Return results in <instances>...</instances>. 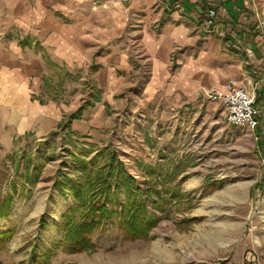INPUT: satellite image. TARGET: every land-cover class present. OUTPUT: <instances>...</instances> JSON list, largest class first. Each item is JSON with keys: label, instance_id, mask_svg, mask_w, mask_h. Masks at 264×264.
Masks as SVG:
<instances>
[{"label": "rangeland", "instance_id": "rangeland-1", "mask_svg": "<svg viewBox=\"0 0 264 264\" xmlns=\"http://www.w3.org/2000/svg\"><path fill=\"white\" fill-rule=\"evenodd\" d=\"M0 62L10 64L1 54ZM94 68L58 69L48 59L47 99L65 109L54 135L0 138V204L12 198L0 220V264H112L124 252L143 264H264V138L221 121L223 109L208 98L195 114L162 109L144 101L145 78L100 86ZM106 147L144 191L157 179L161 198L153 200L162 211L146 203L161 218L147 240L126 241L108 226L94 236V252L64 253L57 226L74 202L49 177L72 169L73 157ZM35 168L37 180L26 182Z\"/></svg>", "mask_w": 264, "mask_h": 264}, {"label": "crops", "instance_id": "crops-1", "mask_svg": "<svg viewBox=\"0 0 264 264\" xmlns=\"http://www.w3.org/2000/svg\"><path fill=\"white\" fill-rule=\"evenodd\" d=\"M0 51L10 60L0 62L6 144L46 140L63 119L64 105L47 99L48 59L58 69L93 64L100 86L145 78L144 101L178 113L200 112L211 89L233 81L255 89L264 112V0H0ZM255 130L264 138V124Z\"/></svg>", "mask_w": 264, "mask_h": 264}, {"label": "trees", "instance_id": "trees-1", "mask_svg": "<svg viewBox=\"0 0 264 264\" xmlns=\"http://www.w3.org/2000/svg\"><path fill=\"white\" fill-rule=\"evenodd\" d=\"M78 114L72 120H79ZM64 128L59 125L58 130ZM51 136L54 133L50 134ZM86 151L73 161L76 165L67 172L58 169L51 177L55 189L62 196H71L74 205L61 216V224L57 228L62 233L60 249L67 254L94 252L97 244L96 234H103L109 227L115 228L126 241L147 240L151 230L157 225L161 212L158 202L160 192L157 190L158 181L154 187L143 190L120 161L119 154L111 147L96 151ZM29 170L30 159L24 160ZM33 176H25L26 182L37 180L39 173L34 169ZM146 201L151 202L149 211ZM12 198L0 204V220L9 217ZM2 236V233H0Z\"/></svg>", "mask_w": 264, "mask_h": 264}, {"label": "built area", "instance_id": "built-area-1", "mask_svg": "<svg viewBox=\"0 0 264 264\" xmlns=\"http://www.w3.org/2000/svg\"><path fill=\"white\" fill-rule=\"evenodd\" d=\"M215 11L210 10L205 18L206 26H212ZM262 75L264 77V56L262 58ZM208 99L218 104L224 112L229 125L254 131L260 124H264V112L256 106V91L238 87L235 82L228 81L222 87L209 91Z\"/></svg>", "mask_w": 264, "mask_h": 264}, {"label": "bare ground", "instance_id": "bare-ground-1", "mask_svg": "<svg viewBox=\"0 0 264 264\" xmlns=\"http://www.w3.org/2000/svg\"><path fill=\"white\" fill-rule=\"evenodd\" d=\"M146 252V250H145ZM144 254V253H143ZM143 256V255H140ZM139 254L133 253V252H124L121 253L118 257L117 260H115L112 264H143L144 262L139 261Z\"/></svg>", "mask_w": 264, "mask_h": 264}]
</instances>
